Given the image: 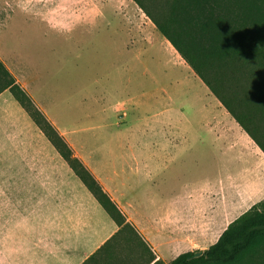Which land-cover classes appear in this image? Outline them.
I'll return each instance as SVG.
<instances>
[{"label": "crops", "instance_id": "0c3cea01", "mask_svg": "<svg viewBox=\"0 0 264 264\" xmlns=\"http://www.w3.org/2000/svg\"><path fill=\"white\" fill-rule=\"evenodd\" d=\"M134 4L0 0V61L139 236L119 233L7 89L0 93V264H84L109 241L98 261L115 254L171 264L208 250L264 200L263 151ZM89 33L135 56L110 64L133 71V79L113 77L93 93L55 97L39 73L25 69L35 66L33 52L66 47ZM87 105L93 110H79ZM70 120L104 130L97 142L104 139L98 145L108 153L81 152L65 125Z\"/></svg>", "mask_w": 264, "mask_h": 264}, {"label": "trees", "instance_id": "16d2710c", "mask_svg": "<svg viewBox=\"0 0 264 264\" xmlns=\"http://www.w3.org/2000/svg\"><path fill=\"white\" fill-rule=\"evenodd\" d=\"M264 153V0H133ZM9 90L111 218L139 239L121 210L66 139L0 61V93ZM84 264H138L108 254ZM141 264H151L153 261ZM155 264H163L156 262ZM171 264H264V200L233 221L203 253Z\"/></svg>", "mask_w": 264, "mask_h": 264}, {"label": "rangeland", "instance_id": "374dc122", "mask_svg": "<svg viewBox=\"0 0 264 264\" xmlns=\"http://www.w3.org/2000/svg\"><path fill=\"white\" fill-rule=\"evenodd\" d=\"M134 4L133 0H129ZM138 12L145 17L144 12L134 4ZM112 21V20H111ZM117 23L113 21V26ZM108 38L99 37L98 35H86L81 41L62 47L59 49H39L33 54V62L35 66L26 67L28 71L39 73V77L46 82L45 91L55 93V97L62 96L72 98L76 94H89L102 89L107 81L113 77L119 81L133 79L135 73L133 71L117 72L112 67L111 61L134 58V55H122L118 53L114 47H109L106 43ZM30 52V51H28ZM32 54V53H31ZM162 60L166 55L160 54ZM162 62V61H161ZM163 63V62H162ZM119 77V78H118ZM195 90H199L196 88ZM205 94V92L203 93ZM79 110H85L87 113L92 111L89 105L80 107ZM74 123L73 120H70ZM69 121V122H70ZM67 124V125H66ZM76 124V123H74ZM66 123V127L70 130V138L76 144L77 148L82 149L81 152L87 156H105L108 153L106 146L98 145L105 143L102 139L97 142V138L103 131L82 127V124L88 126V123L79 122L74 125ZM105 134L101 137L104 138ZM86 152V153H85Z\"/></svg>", "mask_w": 264, "mask_h": 264}]
</instances>
